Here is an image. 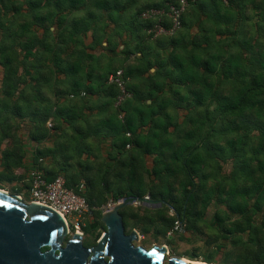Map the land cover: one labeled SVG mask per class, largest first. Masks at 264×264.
<instances>
[{"label":"clouds","instance_id":"obj_1","mask_svg":"<svg viewBox=\"0 0 264 264\" xmlns=\"http://www.w3.org/2000/svg\"><path fill=\"white\" fill-rule=\"evenodd\" d=\"M178 2L186 15L187 28L176 24V14L166 0H118L119 10L110 15L103 10L104 0H80L76 9L65 2L62 12L46 4L40 9V14L48 17V32L42 34L31 27L29 15L13 13L14 8L24 9L23 0H0V51L12 60L10 66L0 68V176H11L20 184H25L38 178L36 165L51 166L36 159L33 146L24 141L19 131L23 124L11 115V109L16 106L25 112L39 109L49 113L47 121L37 124L50 137L42 149L54 150L58 143L70 145L74 157L71 175L75 177L82 197L88 196V189L81 173L75 168L77 161L92 166L90 175L95 180L94 194L101 200L107 199L110 194L102 184L105 174L112 173L114 177L119 172L130 177L131 167L120 168L118 165L121 161L128 163L131 152L110 150L109 144L117 141H105L101 136L91 134L90 130L113 118L125 127V120L130 118L136 129L133 140L143 134L157 151L170 157L167 164L161 162L156 169L161 173L158 177H150L149 168L144 169L142 175L146 190L154 187L159 190L162 184L179 188L181 182L188 186L190 182L183 164L188 159L195 161V167L207 177L202 187L209 197L217 188L226 189L232 194L234 202L244 209L242 215L232 216L224 207H218L214 199L196 205L200 216H189L188 220L195 229L205 234V238L194 237L193 246L198 239L205 254L213 257L211 262L201 259L199 264H220L224 256L242 261V258L257 252V235L264 242V131L242 124L232 128L227 121L239 124L243 118H253L264 126V62L258 63L254 59V54L264 58V0H240L235 7L224 2L220 5V12L229 23L223 25H217L211 19L201 20L194 5H187L185 0ZM156 7L159 11L153 10ZM162 20L172 25L169 31L159 28ZM58 22H62V26L52 31ZM72 23L86 26L89 30L87 36L95 34L100 48L108 42L115 49L110 68L106 67L110 58L94 56L89 44L84 42L86 37L74 32ZM148 23L153 25L152 29L133 32L129 27L130 24ZM200 29L207 30L210 40L207 47L193 45L194 36L204 35ZM7 31L12 32L13 39L3 37V32ZM217 31L226 35L218 38ZM138 36L140 40H137ZM161 37L165 44L170 40L177 41V46L161 49L158 46ZM17 43L30 44L32 50L23 53L16 47ZM241 44L246 45V51L240 47ZM122 49L132 51L133 59L125 60ZM144 49L147 51L142 54ZM176 56H180L185 64L192 65L190 74L184 70L182 73L175 72L170 67L169 60ZM202 61L214 62L217 72L211 75L203 73L198 67ZM224 61L232 63L244 74L239 81L221 77L219 67ZM65 63L79 64V70L71 79L57 71V65ZM158 64L164 67L156 68ZM137 67L145 68L147 76L136 75ZM129 72L131 76L127 75ZM109 74H112L120 92L135 88L145 94L152 93L156 96V103L149 105L131 93L119 99L106 98L103 89L109 84L98 78ZM177 76H182L187 83L183 86L174 84ZM252 78L258 81L260 87L250 86ZM73 82L79 84V89L73 86ZM153 85L159 88V92L153 90ZM92 87L96 89L95 96L87 94L86 90ZM5 89L9 92L7 97L2 94ZM192 90L204 96L202 106L192 103ZM221 94L236 103L235 111L223 112L219 109L215 98ZM177 95L192 104L191 108L178 106ZM120 108L124 109L123 113L118 111ZM161 108L163 112H160ZM58 109H71L78 119L71 125H65L56 117ZM141 113L145 124L158 127L141 132ZM153 113L157 115L153 117ZM53 125L61 132H51ZM74 128L82 129L85 135H77ZM210 143L224 149L225 160L221 161L207 151ZM81 145H87L95 159L81 152ZM5 150L18 152L19 156L5 159ZM173 155L178 159H171ZM109 156L112 157L111 162ZM240 162L247 165V171L241 172L236 167ZM166 167L171 169L170 173L165 172ZM150 169L153 171L152 167ZM245 185L255 186L259 198H246L240 191ZM126 186V183L113 178L112 191ZM188 190L191 191V188ZM214 212L224 218L223 227L232 231L231 237L224 239L220 228L211 219ZM238 227L243 231L238 232ZM230 240L237 241L234 247ZM209 241L214 243L210 245Z\"/></svg>","mask_w":264,"mask_h":264},{"label":"trees","instance_id":"obj_2","mask_svg":"<svg viewBox=\"0 0 264 264\" xmlns=\"http://www.w3.org/2000/svg\"><path fill=\"white\" fill-rule=\"evenodd\" d=\"M112 0H104L103 4H110V7H104L103 9L107 10L108 12L116 11L118 5L117 2H112ZM178 0H166L167 4H177ZM187 5L195 6L197 12L199 13L201 20L211 19L217 25H223L229 23L228 18L220 12V5L223 4L221 0H186ZM25 8L24 13L22 10L13 9L14 14H23L29 15L31 20V27L34 30L41 29L43 31L42 34H46L48 32V17L45 15L40 14V9L45 6L46 4H50L51 6L55 7L57 12H62L64 9L65 2L72 9L78 8L80 4V0H23ZM240 0H227V3L233 7L239 4ZM158 8V7H156ZM61 22H58L56 25L59 27ZM82 26L77 32H84L85 29L84 25L78 24ZM168 23L165 22V26ZM135 27V32H139L141 30H146L152 27L151 23L136 25L133 24ZM189 27L187 18L185 13L182 15V25L181 28ZM0 29H2V24H0ZM206 29H200V33H204V35L197 34L193 37V45L196 47H207L210 44V40L206 35ZM226 35L224 32L217 31L216 36L218 38H223ZM3 37L5 39H13V34L11 31L3 32ZM141 38L138 36L137 40ZM158 46L161 49L165 47H176L177 41L170 40L167 44L164 43L163 37H161V41L158 43ZM16 47L23 53H28L32 50V46L26 43H17ZM240 47L247 50L246 45L241 44ZM140 49H138L139 51ZM147 49L142 51V54ZM130 53H133L130 51ZM134 54V53H133ZM254 59L259 62H264V58H262L259 54H254ZM12 63L11 57H7L3 54V51H0V68H7ZM170 67L175 72H184L190 74V69L192 68L191 64H185V61L180 57L176 56L173 59L169 60ZM60 65H57V70H59ZM157 68L164 67L163 65H156ZM198 67L200 70L205 74H215L217 72V68L215 67L214 62L209 63L208 61H202ZM146 69L143 67H137L135 71L138 73L143 74ZM219 73L222 78L226 80L232 81H239L241 77L244 75L238 68H236L232 63L228 61H224L220 64ZM128 76L132 75L131 72L127 74ZM108 77L106 78V81ZM173 83L177 86H183L187 83V81L182 78V76H177L174 78ZM250 86L252 88L260 87L258 81L255 78L250 79L249 81ZM78 87L79 86H75ZM108 90L111 92L109 98L116 99L117 97V89L115 86L110 85ZM128 90L141 101H150L151 104L156 103V96L152 95V93H142L140 90L135 88H128ZM153 90L159 92V88L153 85ZM89 91V89H87ZM5 97L9 96V92L5 89L2 93ZM63 95V94H62ZM190 95L192 97V103L196 106H202L205 102L204 96L196 90L190 91ZM176 101L178 106L181 108H191L192 104L188 103L183 97L180 95L176 96ZM215 103L218 105L219 109L223 112L235 111L237 108L236 103L225 95H217L215 98ZM126 106V105H125ZM124 111V109L122 108ZM160 112H163V108L160 109ZM11 115L16 120L20 121L21 123L25 120H28L31 124H33V130L30 132V138L36 142L40 143L43 140L47 139L49 136L37 126L38 122L43 123L49 119V113L46 111H41L39 109H33L29 112H25L22 108L16 106L11 109ZM153 117L157 115V113L152 114ZM56 117L61 119L64 117L60 109L56 112ZM64 121L67 123L68 120L65 117ZM69 123V122H68ZM125 127L121 124H118L115 118L111 121L104 122V128L107 129V132L112 136L113 141L116 140L117 142L112 143V150L116 151H123L129 150L131 155L129 157V162L125 163L121 161L118 167H131L130 177L124 176L122 173H115L113 177L112 173H106L102 184L104 190L110 194L107 199L101 200L97 196H95V180L91 177V173L93 172V168L85 164L82 167L81 178L84 181L85 186L88 189V196L85 197L87 202L91 207V221H87L85 227H83V233L89 236H93L97 231L104 230V225L100 222L101 211L100 207L104 205L108 200H112L113 202H118L119 200L127 197H137V198H145L149 196L151 201L156 203H160V207H156L155 210H151V207L140 206H128L119 210V214L123 218V223L125 229L130 225V231L127 232L129 234L132 230H138L142 234H155V235H162L164 238L170 235V232L176 228L178 223L184 226L186 231L192 233H199V229H195L189 222L188 217H199L200 213L196 210V205L203 204L207 199H214L215 203L219 206L224 207L230 215L232 216H240L243 214L244 209L242 206L234 202L232 194L223 188H217L214 195L209 197L208 192L202 187L204 181H206L207 177L204 176L199 170L195 167V161H191L185 159L183 164L185 168V172L188 175L189 185L185 186L183 182L179 188L172 187L171 185H161V188L158 190L155 187L151 190H146L145 182L143 179V172L145 168H149V176L150 177H158L161 173L156 171L159 168L161 162L167 164L170 157L168 154L164 152H159L156 150L155 145L151 142H148L147 139L143 136V134L136 136V139H132L133 136L136 135V129L134 122L127 118L125 120ZM230 127L237 128L242 124L247 128H256L259 130L264 131V126H261L257 123L256 120L253 118H243L240 123L238 124L236 121H227ZM140 131L144 128L150 129L152 127H158V125L152 124L151 126L145 124L144 122V115L143 113L140 114ZM53 125V130H54ZM77 131L79 129L76 128ZM94 133L99 132L98 128ZM51 131V128H50ZM142 132V131H141ZM126 133H130V137L126 136ZM97 135V134H95ZM123 135V136H122ZM130 144L131 148L126 149V145ZM207 151L212 153L217 157V159L223 161L226 158V154L223 148L219 147L215 144H208ZM82 152V151H81ZM233 152H236V149H233ZM52 154V150L47 151H39L36 156L37 160L43 157V155ZM139 153V156H137ZM150 156L152 158V165L153 171H151L150 167L147 166L145 158ZM109 161H112V157H108ZM171 159H178L177 156L173 155ZM66 162L68 159H65ZM81 166V163H79ZM236 167L239 168L241 172L247 171V165L243 162H240ZM165 172H171L170 168H165ZM113 178L116 180L121 181L122 183H126V187L120 188L117 187L114 191L113 188ZM50 180V178L47 177ZM65 184L68 188L75 189L73 186L75 185V177L70 176L66 178ZM199 180V183L197 182ZM191 188V191L188 188ZM77 191V189H75ZM241 193L247 198H259L258 190L255 186H247L245 185L241 190ZM172 213L170 216L169 213ZM214 223L220 228V231L223 233L224 239L231 237L233 235L232 231L223 227L224 218L217 212L213 215ZM238 232H242L243 229H237ZM232 246L236 245L235 240L229 241ZM85 246H88V243H83ZM257 244V252L255 254H249L244 259V264H264V242H262L257 235L256 239Z\"/></svg>","mask_w":264,"mask_h":264},{"label":"water","instance_id":"obj_3","mask_svg":"<svg viewBox=\"0 0 264 264\" xmlns=\"http://www.w3.org/2000/svg\"><path fill=\"white\" fill-rule=\"evenodd\" d=\"M155 203L149 196L119 200L101 214L105 231L95 246L87 247L78 233L65 241L69 228L59 213L0 189V264H199L167 256L165 245L149 249L133 245L139 234L136 230L125 232L119 210ZM176 231L177 227L173 229Z\"/></svg>","mask_w":264,"mask_h":264},{"label":"crops","instance_id":"obj_4","mask_svg":"<svg viewBox=\"0 0 264 264\" xmlns=\"http://www.w3.org/2000/svg\"><path fill=\"white\" fill-rule=\"evenodd\" d=\"M104 7H110L112 5L110 4H103ZM118 7L116 9L119 10V3H117ZM104 10V9H103ZM106 14H111V12H108L106 9L104 10ZM62 26V22L61 24L59 25V27ZM72 27V30L78 34H81V35H84L86 37V40L84 41L85 43H88L89 44V50L92 51L93 55L94 56H97V57H109L110 59H108L106 61V67H111L112 65V57L115 53V49H113L110 44L108 42H105V45L103 48H100L99 45L97 44V36L95 34H93L92 36H87V33L89 30H85L83 33L82 32H77L78 29H80L82 26H79L77 23H72L71 25ZM85 29L87 28L86 26H84ZM129 27L131 28V30L133 32H135V27L133 26V24H130ZM58 28L57 25L53 26L52 28V31H56V29ZM88 29V28H87ZM40 33H43V31L41 29H37ZM125 60H132L133 57H134V54L133 53H130V50L129 51H125L122 49V53H121ZM111 63V65H110ZM157 68V67H156ZM79 70V64H75V65H72L71 63H65L63 65H60L59 67V70L58 73L62 76H64L65 78L67 79H71L72 77H74L76 75V72ZM111 75V74H109ZM108 76H100L98 79L99 80H106ZM136 75L138 76H141V77H146L147 76V73L144 72L143 74L141 73H138L136 72ZM131 76V75H130ZM108 82V81H107ZM73 86H79V84L73 82ZM110 87V84L109 86ZM108 87L104 88L103 89V95L106 97V98H109L111 92L108 90ZM75 88H78V87H75ZM89 91H87V94L89 96H95L96 95V89L94 87L92 88H88ZM58 95L60 96H63L62 93H58ZM147 104H150L151 102L148 100L146 101ZM60 111L62 112V115L64 117H62L60 120L65 124V125H71L73 124L77 119V114L72 111L71 109H60ZM67 118L68 122L66 123L64 121V118ZM23 124V127L19 129V131L23 134V139L24 141L29 144V145H32V151L37 159V156L36 154L39 152V151H47V150H44L42 149V145L46 144L49 142V139L50 137H48L47 139L43 140L42 142L40 143H36L34 142L31 138H30V132L33 130V124H31L30 122H28V120H25L22 122ZM54 130H53V126L51 127V132L53 133H60L61 132V129L57 126L54 125ZM79 129V131L76 130V128H74V131L77 133V135H85L84 131L80 128H77ZM97 128L95 129H91L90 130V133L91 134H97V136H101L103 140L105 141H113V138L112 136H110V134L107 132V129L104 128V124L101 126V127H98V130L99 132L97 133H94ZM144 129H147V128H144ZM143 129V130H144ZM143 130H141L143 132ZM14 143V141H13ZM67 144H56L55 145V148L54 150H52V154L50 153L49 155H43L42 158H40L39 160H42L44 161L46 164H50L51 166L50 167H44L43 165H36V168H41L42 171H44L45 173V177L47 179L50 178H54L55 176L57 175H62L64 178H65V181L67 180L66 178L72 176L71 175V172H72V169H73V159L74 157L71 155V147H66ZM2 147V146H0ZM21 147H23V144H21ZM109 149L112 150V143L109 144ZM51 151V150H50ZM80 151H82L85 155L89 156V158H92V159H95L94 156H92L91 154V151L90 149L88 148L87 145H81L80 146ZM62 154H67L69 156H67L66 159H68V161L66 162L65 159H63L62 157ZM3 155H4V158L5 159H11L13 157H18L19 156V153H11V152H8V151H4L3 152ZM147 158H150L151 159V163H152V158L150 156H147L145 158L146 160V164L148 166V159ZM71 162L72 164L69 165L67 163ZM110 162V161H109ZM79 163L80 162H76L75 163V168L80 171H82V167L85 165V163H81V166H79ZM88 166H90L92 168L91 165L87 164ZM149 167V166H148ZM49 180V179H48ZM6 186L12 188L14 190V194L16 195H19L20 197L24 196V197H28V194H27V190H28V187H29V182L28 183H25V184H20L19 182L16 181V179L14 177H5V178H1V180ZM76 181V180H75ZM84 183V181H83ZM85 185V184H84ZM79 185L77 183H75V185L73 186V188L77 189ZM0 188L1 190H4V191H8L9 188ZM9 192V191H8ZM168 249V248H167ZM186 260V259H185ZM199 263V261H198Z\"/></svg>","mask_w":264,"mask_h":264},{"label":"built area","instance_id":"obj_5","mask_svg":"<svg viewBox=\"0 0 264 264\" xmlns=\"http://www.w3.org/2000/svg\"><path fill=\"white\" fill-rule=\"evenodd\" d=\"M223 3L227 0H221ZM187 4V1L185 0ZM172 11L176 14V24L181 27L182 15L184 11L181 9L179 2L177 4H168ZM154 11H159V8H154ZM165 22L168 23L165 26ZM153 25L151 28L152 29ZM159 28L167 32L172 28V25L167 20H162L159 23ZM122 75V74H121ZM124 77L122 76L121 79ZM108 84L113 85L117 89V84L113 82L112 74L108 77ZM116 99L121 98L124 94L131 93L128 88L122 93L117 89ZM132 94V93H131ZM119 112L123 113L122 108L118 109ZM127 137H130V133H126ZM126 145V149H129ZM39 173L38 178H34L29 181V187L27 190L29 202L40 203L47 206L57 213H59L65 220L69 233L70 230L82 235V229L85 227L86 222L91 217V207L85 197H82L79 186L77 191L75 189L68 188L65 184V178L62 175H57L54 178L48 180L45 177L44 171L41 168H36ZM115 202L108 200L104 205L100 207L101 214L112 209L115 206ZM68 218L72 222H69Z\"/></svg>","mask_w":264,"mask_h":264},{"label":"rangeland","instance_id":"obj_6","mask_svg":"<svg viewBox=\"0 0 264 264\" xmlns=\"http://www.w3.org/2000/svg\"><path fill=\"white\" fill-rule=\"evenodd\" d=\"M109 2L112 3L111 1H109ZM22 11H23L22 13H24V10H22ZM110 65H111V63H110ZM69 146L70 145H67L66 147H69ZM67 156H69V155L62 154V156H60V157H62L63 159H66ZM147 159H148V166L151 167V165H152L151 159L150 158H147ZM67 164L71 165L72 163L69 162ZM1 178H5V177L0 176V180H1ZM7 187L8 186H6L2 181H0V188H7ZM8 188H9L8 191L10 193H14V190L12 188H10V187H8ZM22 198L25 202H29L28 197L26 198V197L22 196ZM216 205L218 207H221L217 203H216ZM135 206L136 205H134V207ZM150 209L155 210L156 207H151ZM214 213L211 216V219L213 220V222H215L214 218H213ZM169 215L171 216L172 213L170 212ZM68 220H69V222H72L70 218H68ZM89 220L91 221V217ZM176 226H177L178 231L170 232V235H171L170 238L169 237L164 238L162 235H155V234H151V233L150 234H142V233H140V231H138L136 229V231L139 234V240L134 241L133 245L141 246V247H144L145 249H149L153 245L160 246V245H163L164 243H166L167 244L166 246H167L168 251H169L167 256L183 258V259L188 260L189 262L201 261V259L209 261V262H211L213 260V257L206 255L205 252L202 250V248L199 246L198 239L196 241V246H193L194 237L205 238V234L201 230L199 233H192V232L186 231L184 229V226L180 223H178V225H176ZM130 229L131 228L129 225L125 229V232L126 233L129 232ZM103 232H104V230H99L93 236H89V235L84 234L82 231V242L83 243L87 242L88 243L87 247L95 246L97 244V242L99 241V239L101 238ZM73 233H75V232L70 230L69 235L67 237H65V241L68 240ZM212 243H214V241H209L210 245ZM236 243H237V241H236ZM233 247H234V245H233ZM216 259H219V257H216ZM244 259H245V257L242 258L243 264H244ZM242 261L237 260L231 256H224L221 259L220 264H242Z\"/></svg>","mask_w":264,"mask_h":264},{"label":"flooded vegetation","instance_id":"obj_7","mask_svg":"<svg viewBox=\"0 0 264 264\" xmlns=\"http://www.w3.org/2000/svg\"><path fill=\"white\" fill-rule=\"evenodd\" d=\"M150 206H151V207H152V206H153V207H160V206L158 205V203L151 204ZM163 245H165V246H166L167 244H166V243H164ZM160 246H161V245H160Z\"/></svg>","mask_w":264,"mask_h":264},{"label":"bare ground","instance_id":"obj_8","mask_svg":"<svg viewBox=\"0 0 264 264\" xmlns=\"http://www.w3.org/2000/svg\"><path fill=\"white\" fill-rule=\"evenodd\" d=\"M198 262V261H197Z\"/></svg>","mask_w":264,"mask_h":264}]
</instances>
